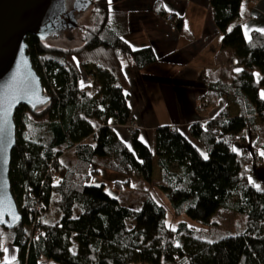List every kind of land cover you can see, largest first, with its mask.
I'll return each mask as SVG.
<instances>
[{"label": "trees", "instance_id": "1", "mask_svg": "<svg viewBox=\"0 0 264 264\" xmlns=\"http://www.w3.org/2000/svg\"><path fill=\"white\" fill-rule=\"evenodd\" d=\"M105 2L93 3L95 21L78 28L77 45L24 38L46 100L13 113L8 178L21 219L13 228L0 226V264H264V189L247 169L264 163V29L245 36L239 24L229 28L240 0H209L235 68L207 80V92L225 102L209 119L190 123L186 135L158 126L153 148L136 131L127 145L113 128L131 118L123 67L141 69L156 56L149 46L131 47L108 25ZM88 73L92 80L83 82ZM153 159L159 181L152 179ZM99 165L124 174L127 184L135 177L148 185L137 209L89 183ZM152 187L175 216L184 212L198 227L169 226ZM218 208L234 213L232 229L210 220ZM6 244L15 250L12 261L4 259Z\"/></svg>", "mask_w": 264, "mask_h": 264}, {"label": "crops", "instance_id": "2", "mask_svg": "<svg viewBox=\"0 0 264 264\" xmlns=\"http://www.w3.org/2000/svg\"><path fill=\"white\" fill-rule=\"evenodd\" d=\"M104 8L108 25L131 47L149 46L156 56L144 68L123 67L137 137L149 148L154 146L156 127L173 126L186 135L190 123L209 119L223 105V97L208 94L207 80L226 77L235 63L232 50L221 47L209 0H106ZM238 10L229 28L239 24L245 36L252 29H264V0H240ZM166 13H172L180 26L166 22L162 17ZM198 97L205 100L204 110L197 108ZM113 128L129 145L124 125ZM250 142L249 138L245 146Z\"/></svg>", "mask_w": 264, "mask_h": 264}, {"label": "water", "instance_id": "3", "mask_svg": "<svg viewBox=\"0 0 264 264\" xmlns=\"http://www.w3.org/2000/svg\"><path fill=\"white\" fill-rule=\"evenodd\" d=\"M0 0V226L10 229L20 222L16 200L10 190L8 168L15 143L13 113L18 105L35 107L46 98L29 55L25 36L44 40L76 26L75 11L91 0Z\"/></svg>", "mask_w": 264, "mask_h": 264}, {"label": "rangeland", "instance_id": "4", "mask_svg": "<svg viewBox=\"0 0 264 264\" xmlns=\"http://www.w3.org/2000/svg\"><path fill=\"white\" fill-rule=\"evenodd\" d=\"M93 8H89L87 10H84L83 12L79 13L76 17L78 21L77 28H75L71 33V38L67 35H61V36H49L47 38H44L45 42L47 44H54L58 46H70V45H77L78 44V37H79V31L78 28L81 26H87L92 24L95 21V17L92 12ZM235 68V66L233 67ZM84 82V78L82 80ZM262 92V90L260 91ZM207 107V105L204 103V110ZM235 108V107H234ZM133 120L132 118H130ZM129 119V120H130ZM128 120V121H129ZM134 121V120H133ZM135 122V121H134ZM136 124V123H135ZM124 128L126 130V133L128 134L126 125H124ZM28 135H33L34 131L28 130ZM129 135V134H128ZM248 138V137H247ZM238 149L240 146L237 144ZM154 147V146H153ZM200 147V145H199ZM201 148V147H200ZM153 169H152V179L159 181V171L155 164V161L153 159ZM249 173L248 177L251 182L254 183L257 187H260L264 189V163H260L257 166L249 165L247 167ZM135 178V177H134ZM133 178V180L130 182V184H127L123 182V180L126 179V176L122 173L110 170L108 168H105L102 165L98 166V172L92 175V177L89 180L90 184L93 185H100L103 184L104 190L114 196L118 197L120 202L123 205L129 206L132 209H137L141 200L143 199L145 192L143 188H147L148 185L144 182L136 181ZM120 182L118 185L117 182ZM150 193L155 195V197L164 205L166 210V223L171 227H176L178 221H185L187 225L189 226H195L196 223L191 221L187 217V215L182 212L180 215L175 216L172 213V209L169 206V200L167 197L158 189V188H149L148 189ZM16 200V199H15ZM17 203V201H16ZM51 213V211H50ZM54 216H57V211H54ZM210 220H213L218 223V225L225 229H232L234 224L235 215L234 213L225 208H218L216 211H214L210 216ZM128 225H130L131 221H127ZM202 236V235H201ZM205 239H212L207 238L206 236H203ZM75 244L72 246V250H74ZM7 249V251H5ZM3 252H4V259L7 261H12L15 258V250L12 246L4 245L3 246ZM42 264V263H41Z\"/></svg>", "mask_w": 264, "mask_h": 264}, {"label": "built area", "instance_id": "5", "mask_svg": "<svg viewBox=\"0 0 264 264\" xmlns=\"http://www.w3.org/2000/svg\"><path fill=\"white\" fill-rule=\"evenodd\" d=\"M164 20L170 24H173L175 21V16L172 13H166L162 16ZM92 80V74L88 73V76L84 78V81H91ZM197 108L199 110H202L204 108V102L202 97L197 98ZM124 125H126L128 134L131 135L136 131V124L133 120L127 121Z\"/></svg>", "mask_w": 264, "mask_h": 264}, {"label": "flooded vegetation", "instance_id": "6", "mask_svg": "<svg viewBox=\"0 0 264 264\" xmlns=\"http://www.w3.org/2000/svg\"><path fill=\"white\" fill-rule=\"evenodd\" d=\"M73 2H74L73 0H67V1H66V11L71 10L72 5H73ZM93 3H95V0H91V2L88 4V6L86 7L85 10H87V9H89V8H92ZM83 11H84V10H83ZM83 11H75V12H74V18H75V21H76V26H75L74 28H72V29H68V31H64V32H62V33H58L56 36L67 35V36H69V37L71 38V33H72V31H73V30L77 27V25H78V21H77L76 17H77V15H78L79 13H81V12H83Z\"/></svg>", "mask_w": 264, "mask_h": 264}, {"label": "snow or ice", "instance_id": "7", "mask_svg": "<svg viewBox=\"0 0 264 264\" xmlns=\"http://www.w3.org/2000/svg\"><path fill=\"white\" fill-rule=\"evenodd\" d=\"M109 3H111V0H109ZM236 71H240V69H235ZM261 95H262V97H264V92H262L261 93ZM233 150H235V149H233ZM203 155V154H202ZM261 155H264V152H262L261 153ZM207 157L205 156V159H206ZM5 251H7V249H5Z\"/></svg>", "mask_w": 264, "mask_h": 264}]
</instances>
